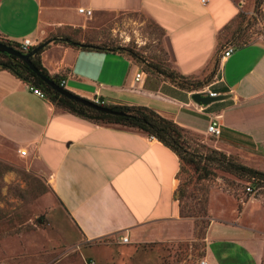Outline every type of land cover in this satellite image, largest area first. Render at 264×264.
<instances>
[{"label": "crops", "instance_id": "obj_1", "mask_svg": "<svg viewBox=\"0 0 264 264\" xmlns=\"http://www.w3.org/2000/svg\"><path fill=\"white\" fill-rule=\"evenodd\" d=\"M80 8L92 16L143 13L163 31L169 54L165 63L146 62L199 86L181 88L124 53L57 42L66 29L89 28ZM240 9L233 0H0V39L18 44L30 39L31 49L51 41L41 53L43 66L51 76H63L64 88L82 98L150 108L195 138L211 136L207 128L218 118L221 134L211 148L264 172V43L234 46L223 40ZM228 49L233 52L222 59ZM139 72L144 75L136 81ZM209 92L218 98L209 105L193 100ZM0 142L46 175L84 242L121 243L123 236L128 244L153 242L175 234L181 162L158 139L69 113L0 70ZM263 256L264 240L255 228L241 219L212 220L206 264H262Z\"/></svg>", "mask_w": 264, "mask_h": 264}, {"label": "rangeland", "instance_id": "obj_2", "mask_svg": "<svg viewBox=\"0 0 264 264\" xmlns=\"http://www.w3.org/2000/svg\"><path fill=\"white\" fill-rule=\"evenodd\" d=\"M233 1L240 13L223 40L234 46L264 43V0ZM87 17L86 31L65 32L79 42L136 49L150 61L169 59L163 31L143 13ZM53 38L48 35L42 42ZM187 138L193 161L183 162L179 174L175 234L126 245L114 238L84 242L46 175L11 144L0 142V264H201L213 219H241L264 240V182L220 169L211 154L213 136Z\"/></svg>", "mask_w": 264, "mask_h": 264}, {"label": "trees", "instance_id": "obj_3", "mask_svg": "<svg viewBox=\"0 0 264 264\" xmlns=\"http://www.w3.org/2000/svg\"><path fill=\"white\" fill-rule=\"evenodd\" d=\"M0 42H3L20 51L22 50L20 44L18 43L11 42L3 38L0 39ZM57 42H62L71 47L87 51H112L124 53L130 56L135 62L144 65L148 72L163 75L165 79H168L181 88L195 90L196 87L199 86L195 80L193 81L190 78H185L170 68L160 67L158 65L151 64L150 62L147 63V59L144 56H141L136 49L126 47H110L106 46V44H95L87 41L79 42L70 34L61 36V39H58ZM35 48L36 47L33 49ZM45 48L33 55L31 57V62L45 76L49 77L56 84L61 86L64 79L63 76H51L41 62V53L45 50ZM33 49H30L29 52ZM0 70L8 71L30 87L42 90L46 98L52 104L69 113L82 117L98 125L124 127L143 132L151 137H155L179 156L181 167L183 162L193 161V154L188 146L190 145L187 138L188 133L175 122L162 117L150 108L142 106H112L106 103L101 105L109 107L116 112H120L122 115L108 114L89 108L83 104L70 100L59 92L53 90L47 83L41 80V78H39L25 62L7 53H0ZM211 154L214 157L213 161L219 165L220 169L239 176H245L253 180L264 182V172L233 161L231 157L217 150H213Z\"/></svg>", "mask_w": 264, "mask_h": 264}, {"label": "water", "instance_id": "obj_4", "mask_svg": "<svg viewBox=\"0 0 264 264\" xmlns=\"http://www.w3.org/2000/svg\"><path fill=\"white\" fill-rule=\"evenodd\" d=\"M49 43H51V41H48V42H45V43L39 45L38 47L33 49L31 52L23 53L16 48H13V47H11V46L3 43V42H0V53H7L9 55H13V56L19 58L20 60H22L23 62H25L30 67V69L33 72H35L39 78H41V80H43L45 83H47L53 90L59 92L63 96L67 97L68 99L73 100L75 102H78L80 104H83L89 108L104 112V113L114 114V115H122V113L116 112L109 107L101 106L99 104H96L94 101H91V100L82 98L80 96H77L76 94L70 92L69 90L65 89L64 87L59 86L52 79L45 76L41 71H39L31 62V57L33 55H35L36 53H38L43 48H45L47 45H49ZM216 99H218V98L211 97L210 95L205 96L201 93H197L193 96V100L199 105H209L210 103H212Z\"/></svg>", "mask_w": 264, "mask_h": 264}, {"label": "built area", "instance_id": "obj_5", "mask_svg": "<svg viewBox=\"0 0 264 264\" xmlns=\"http://www.w3.org/2000/svg\"><path fill=\"white\" fill-rule=\"evenodd\" d=\"M203 2L205 3V0H203ZM79 13L80 14H84L86 16H91L93 14V12L91 10H85L83 8H80L79 9ZM20 46H21V49H22L21 52L28 53L29 50L31 49L32 42H31L30 39H26V40H24L22 42V44H20ZM232 52H233L232 49L226 50L225 53H224V55H223V57H222V59L229 57ZM143 75H144L143 72L137 73L136 74V78H135L136 81H140L143 78ZM61 86L64 87V82H62V85ZM31 91L35 95H37L38 97H40V98H43V99L46 98L44 92L42 90L38 89V88L31 87ZM209 94H210L211 97H216L217 96V94H215V93L209 92ZM94 102L96 104H99V105H102L104 103L103 101H100V100H94ZM207 133L210 134L213 137L220 136L221 130H220V124H219V119L218 118H213L211 120V122H210V124H209V126L207 128ZM152 138H155V137H152ZM20 153L22 155H26L27 154L26 151H21ZM247 189H248L249 192H252L253 191V189L251 187H248ZM121 243L122 244H128L129 243L128 237L123 236L121 238ZM201 264H206V262L202 260Z\"/></svg>", "mask_w": 264, "mask_h": 264}]
</instances>
